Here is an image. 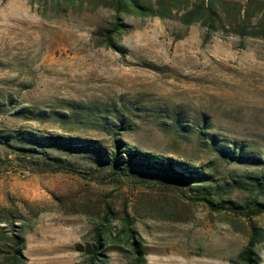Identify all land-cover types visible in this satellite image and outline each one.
I'll list each match as a JSON object with an SVG mask.
<instances>
[{"label":"rangeland","instance_id":"obj_1","mask_svg":"<svg viewBox=\"0 0 264 264\" xmlns=\"http://www.w3.org/2000/svg\"><path fill=\"white\" fill-rule=\"evenodd\" d=\"M133 26L115 51L0 0V264H138L132 242L145 264H244L252 226L264 264V199L247 180L264 177V40ZM113 140L210 179L123 175L88 149Z\"/></svg>","mask_w":264,"mask_h":264},{"label":"trees","instance_id":"obj_2","mask_svg":"<svg viewBox=\"0 0 264 264\" xmlns=\"http://www.w3.org/2000/svg\"><path fill=\"white\" fill-rule=\"evenodd\" d=\"M36 15L47 22L65 23L79 30H87L99 36L106 47L117 51L115 37L133 29L138 21L157 18L176 22L186 31L191 26H199L203 31V43L215 34L230 35L239 39L246 37L264 40V0H246L244 3L229 0H24ZM103 165L113 168L123 175L135 171L166 184H198L210 178L196 168L188 167L171 160H165L124 149L123 144L113 140L110 150L101 147H88ZM236 159V156H232ZM137 171V170H136ZM248 190L264 199V177H248ZM211 211L222 208L210 198L198 200ZM258 212L264 213V201H254ZM131 234L130 229H127ZM4 235L0 234V244ZM100 236L97 235L99 244ZM13 242L22 247V237ZM260 243L255 228L251 227L248 242L240 258L244 264H256L255 247ZM134 258L138 264H145L143 254L132 242ZM19 253L11 264H18Z\"/></svg>","mask_w":264,"mask_h":264}]
</instances>
